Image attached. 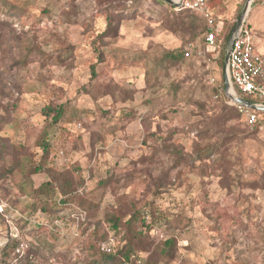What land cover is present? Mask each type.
Listing matches in <instances>:
<instances>
[{
  "label": "rangeland",
  "instance_id": "obj_1",
  "mask_svg": "<svg viewBox=\"0 0 264 264\" xmlns=\"http://www.w3.org/2000/svg\"><path fill=\"white\" fill-rule=\"evenodd\" d=\"M247 2L211 16L230 28ZM247 22L261 48L264 0ZM203 31L163 0H0V264H264V132L233 113L220 90L228 41L212 54ZM197 38L202 55L184 58ZM50 106L65 107L51 128ZM137 211L130 261H104L109 235L116 251L127 243L107 219Z\"/></svg>",
  "mask_w": 264,
  "mask_h": 264
},
{
  "label": "built area",
  "instance_id": "obj_2",
  "mask_svg": "<svg viewBox=\"0 0 264 264\" xmlns=\"http://www.w3.org/2000/svg\"><path fill=\"white\" fill-rule=\"evenodd\" d=\"M208 2L209 0L176 1L178 7L183 10L201 13L207 29L204 46L213 53L220 49L218 38L222 33V23L216 22L212 18ZM225 53L227 54V63L224 73H226L231 87L228 103L235 107L240 116L244 118L245 125L250 131L258 129L264 132V119H260L258 116V108L263 110L264 105H254L257 109L250 108L244 104L236 103L231 98H239L238 95L242 94L247 99L264 101V54L255 50L247 17L238 32L229 39ZM183 55L184 58L189 59L193 55L200 57L202 54L200 49L197 50L194 43H189L185 47ZM100 248L105 254L115 253L116 240L112 235H109L106 241L100 245Z\"/></svg>",
  "mask_w": 264,
  "mask_h": 264
},
{
  "label": "trees",
  "instance_id": "obj_3",
  "mask_svg": "<svg viewBox=\"0 0 264 264\" xmlns=\"http://www.w3.org/2000/svg\"><path fill=\"white\" fill-rule=\"evenodd\" d=\"M115 21L117 22V20H114V18L108 17L107 23H106V29L102 33H100L97 38L100 40H103L105 38H111V37H109L108 34H109V31L112 29V25ZM248 27H249V24H248ZM231 29H232V26L230 28L228 27L226 29L224 27V30L222 31L221 35L219 36V37H222V43H223L222 46H224L225 41H227ZM96 51H98V53H99L98 63H100L102 61L101 60L102 53L100 52V49L96 50ZM183 54H184V52H182V56L184 57ZM221 68L223 69V61L221 63ZM92 73H94L93 68H92ZM220 88H221L220 90L223 91V89H224L223 76H222ZM239 95L241 96V99L244 101H248V102L252 101V99H247L242 94H239ZM221 105H222L224 111L227 110V107H226L227 105L224 104V102H221ZM233 113L237 114V116H240V114L237 112V110L235 108H234ZM42 115L44 116L45 121H47L50 118L51 122L49 123L48 127L51 128L58 121H60L61 119H63L65 117V107H63V106L46 107L42 111ZM45 135H47V134L44 131L43 134L41 135V139L39 140V146L42 147L43 150H46L48 148V143L46 141ZM13 150L15 151V155H13L14 166H18L20 172L26 173L29 170V166L27 163L30 162V158L28 156H26L25 153L22 152L23 148L17 150V147H13ZM38 172H39L38 167H34L32 170L29 171V173L31 175L37 174ZM29 173H28V176H29ZM53 188H54V186L51 182H46V183H43L42 185H40L36 190H33L31 194H33V196H35V198H36L37 194L38 195H41V194L46 195V194H48L49 190H52ZM57 189L59 190L61 195L65 196L68 193L65 191V189L62 188V186L57 187ZM36 200H37V198H36ZM43 203H42V205H43L42 210L45 209V205H46ZM107 223H108L110 229L112 230V232L114 234L117 235V234L122 232L123 238L126 240L127 243L123 247V249L117 250L115 253H112V254L103 253L104 254L103 260L106 262L115 263V261H117L119 256H121L122 260L124 261L123 263L129 262L130 261V254L132 252V240L140 237L142 235V232L139 229L146 226V220H145L144 214L143 213L140 214V212H138V211L134 212V213H132V215L129 216V219L125 222H122V220L118 217L110 216L107 219ZM173 244H174V242L171 240L164 242L163 246L165 248H162L160 250V252H159L160 256H162V257L167 256L169 251L171 250L170 248L173 246ZM167 248L170 249L168 252H167V250H168Z\"/></svg>",
  "mask_w": 264,
  "mask_h": 264
},
{
  "label": "crops",
  "instance_id": "obj_4",
  "mask_svg": "<svg viewBox=\"0 0 264 264\" xmlns=\"http://www.w3.org/2000/svg\"><path fill=\"white\" fill-rule=\"evenodd\" d=\"M172 1H174V2H176L177 0H172ZM154 3L156 4V5H158L159 6V4L157 3V1H154ZM215 3H216V6H215ZM223 3V0H209V2H208V8H209V12L212 10V12L214 11V10H216L218 7H219V4H222ZM166 4H168V3H166ZM175 4H177V3H175ZM168 5H170V4H168ZM171 6H173V8H176L177 9V7H175L174 5H171ZM161 7V6H160ZM249 11H250V9H249ZM248 11V12H249ZM197 15H199L200 17H201V19H202V23H203V29H204V31H203V35H202V37H203V41H204V37H205V34L207 33V29H206V23H205V20H204V18L202 17V15H201V13H199V12H195ZM247 17H248V14H247ZM216 22H221L222 23V31L224 30V27H225V24H224V21H221V20H218V19H216L215 20ZM236 22H237V20L234 22V24H233V26H232V29H231V31H230V33H229V37H228V39H227V41H228V43H229V39L231 38V35H232V31H233V29H234V26H235V24H236ZM250 32H252L251 30H250ZM251 36H252V41H253V45H254V47H255V50H256V52H258V53H260V54H264V46H262L261 48L256 44V41L254 40V37H253V35H252V33H251ZM218 40L220 41V49H221V47H222V37H219L218 38ZM191 43H194L196 46H197V50L198 49H200L201 50V40H200V38H197L196 40H194L193 42H191ZM227 43V44H228ZM204 45V44H203ZM219 49V50H220ZM219 50H217V51H215V52H213L212 54H218V52H219ZM193 57H196V55L195 56H193ZM222 76H223V80H224V61H223V69H222ZM214 81V80H213ZM245 102H248V101H245ZM248 103H250V104H253V105H264V101H261V100H258V99H252V101L251 102H248ZM258 116H259V118L260 119H264V111H258Z\"/></svg>",
  "mask_w": 264,
  "mask_h": 264
},
{
  "label": "water",
  "instance_id": "obj_5",
  "mask_svg": "<svg viewBox=\"0 0 264 264\" xmlns=\"http://www.w3.org/2000/svg\"><path fill=\"white\" fill-rule=\"evenodd\" d=\"M163 1H165L166 3H168V4H170V5H174L175 7H178V4H175L176 2H174V1H172V0H163ZM178 1H180V0H178ZM251 2H252V0H248V2H247V4H246V6H245V8H244V10H243V12H242V14H241V16L239 17V19L237 20V22H236V24H235V26H234V29H233V31H232V35H234L235 33L238 32V30H239L241 24H242L243 21L246 19L247 14H248V11H249V9H250ZM232 35H231V36H232ZM226 63H227V54L225 53V57H224V69H225V67H226ZM224 87H225V92H226V94H227L228 96H230L231 87H230V83H229V80H228V77H227L226 73H224ZM231 98H232V100L235 101L236 103L244 104V105H246V106H248V107H250V108H255V109H257L253 104H250V103H248V102H245L244 100H242V99H240V98H233V97H231ZM258 110H260V111H264V109L261 110V109H259V108H258Z\"/></svg>",
  "mask_w": 264,
  "mask_h": 264
}]
</instances>
